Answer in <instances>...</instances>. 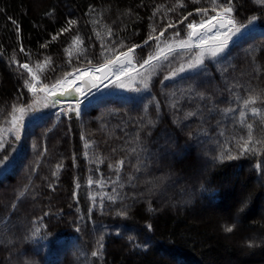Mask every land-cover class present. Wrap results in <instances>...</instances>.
<instances>
[{
  "label": "trees",
  "instance_id": "obj_1",
  "mask_svg": "<svg viewBox=\"0 0 264 264\" xmlns=\"http://www.w3.org/2000/svg\"><path fill=\"white\" fill-rule=\"evenodd\" d=\"M236 3L238 22L261 20L218 63L207 62L210 75L164 80L193 59L181 52L155 70L147 92L130 90L141 87L139 80L122 78L129 87L97 93L79 117L50 110L29 122L11 164L0 171V264H264V3ZM197 7L211 4L0 0V124L27 92L31 74L18 65L28 63L51 85L87 68L88 59L103 63L101 41L127 51L147 39L150 25L159 35ZM172 32L167 28L165 39ZM76 37L83 54L74 51ZM249 97H259L249 109L261 111L246 110L244 124L239 111L223 112ZM188 112L195 115L186 118ZM249 123L255 148L241 156ZM224 145L238 158L217 160ZM199 166L208 168L192 173ZM229 226L233 231H225ZM98 242L102 255L93 257Z\"/></svg>",
  "mask_w": 264,
  "mask_h": 264
},
{
  "label": "snow or ice",
  "instance_id": "obj_2",
  "mask_svg": "<svg viewBox=\"0 0 264 264\" xmlns=\"http://www.w3.org/2000/svg\"><path fill=\"white\" fill-rule=\"evenodd\" d=\"M193 3H200L201 0H192ZM206 3L211 4V9L208 7H197L195 12H189L187 16L182 17L178 24L183 26L186 24V29L183 30V38L181 37V30H177L172 33L170 37L165 39V33L167 28H177V24L169 23L167 28L162 29L159 35H153L155 28L150 25L151 32L147 39L142 44H133L127 48V51H120L123 46L117 45L116 48L108 47L103 41H101L102 51L100 56L104 59L103 63H98V67L93 64L92 59L87 60V68H75L70 73H65L63 79H58L51 85L44 84L40 81L39 77L32 74L33 70L29 67L28 63L18 65L20 69L27 70L31 75L30 79L24 80V87L32 94L31 103L21 106L13 105L9 128H0V171L6 170L12 162L13 156L16 153L19 142L22 139L24 131L27 129L29 122L39 121L44 118L43 109L55 107L57 105H63L64 100L75 101L74 105L69 103L67 109L61 107L57 116H68L69 113L74 112L77 117L84 111V106L90 98H94L97 93L101 95H114L118 94L117 89H125L129 87L125 83L121 82V77L124 80H128L131 83H135L139 80L141 87L131 88L130 90L135 92H147L150 90V80L155 70L162 65L163 62L169 61L170 57H175L181 52L194 53L193 59L187 63L185 67L183 64L178 69L172 70L164 80H172L175 77L180 76L181 73L190 75H197L200 72H204L205 75H210L207 71V62L218 63L220 59L225 57L229 50L241 42L245 36L250 32L251 27L258 21L260 17L253 15L248 19L247 23H240L236 18L238 5L236 0H204ZM256 3L262 4L264 0H255ZM178 6L183 7L182 3ZM174 11V9H170ZM210 11L214 14H209ZM156 13L154 12L153 15ZM197 16L199 19H194L188 22L189 17ZM264 22V21H262ZM76 21H70L71 24H75ZM68 29H62L61 31H67ZM17 31H19L17 29ZM99 37V33L96 34ZM111 36V31L108 32ZM56 37L53 36V40ZM150 42H154V47L150 46ZM83 41L79 37L73 39L74 51L79 55L84 53V49L81 47ZM149 47V54L147 58L137 57V49ZM21 52L24 51L21 46ZM111 54L112 58H108ZM71 56L72 53H69ZM50 62V58H47ZM40 71H43L41 65H37ZM98 72L101 75L92 77L97 81L89 86V80L87 76L89 73ZM83 73L84 75H79ZM75 76V79H71ZM115 78V79H114ZM80 82L79 87H73ZM67 82L68 87H64ZM164 81H161L163 84ZM39 85V87H37ZM84 89L83 91L81 89ZM203 99V97H201ZM259 97H249L243 101V105L239 109H224L223 112L227 115L233 111H239V117L241 124H244V118L246 116V110H250L253 116L260 114V109L257 107H251L256 103ZM147 107V106H146ZM157 109L159 106L157 105ZM18 113V115H17ZM195 115L193 112H188L187 117ZM7 122V121H6ZM152 123V121H149ZM247 140H244L243 145H239L241 156L247 152H251L255 148L252 136V124H247ZM223 135V133H221ZM12 137L13 139H9ZM243 139V138H241ZM252 144L250 147L249 145ZM86 147L88 145H85ZM10 149V150H9ZM4 151H8V155L4 156ZM230 149L227 145L222 147L221 153L216 157L217 160H231L238 157L230 154ZM75 163V161H74ZM124 161H117L115 165L117 176H119L120 168L123 166ZM61 165H57L59 170ZM110 168L113 165H109ZM57 172H53V176H56ZM91 184L92 181L89 180ZM103 185V181H99ZM79 187V185H77ZM123 187V185H120ZM113 192L116 189L113 188ZM75 198L76 193H73ZM118 196H109V200L119 199ZM89 213L92 212V208L88 209ZM120 216L126 215L124 212L118 213ZM47 215V213L45 214ZM234 226H229L225 229L227 232L233 231ZM40 229L37 228L33 232V236H37ZM53 243H59L58 240H54ZM104 247L102 242H98V249L93 251L91 255L96 257L102 255L100 249Z\"/></svg>",
  "mask_w": 264,
  "mask_h": 264
},
{
  "label": "rangeland",
  "instance_id": "obj_3",
  "mask_svg": "<svg viewBox=\"0 0 264 264\" xmlns=\"http://www.w3.org/2000/svg\"><path fill=\"white\" fill-rule=\"evenodd\" d=\"M192 20H188V22H191ZM182 29H186V24H184L183 26H181L180 24H177V28H174V32L175 31H177V30H181V37L183 38V30ZM173 33V32H172ZM171 33V34H172ZM150 46H153L154 47V42H150ZM149 47H144L143 48V52H145V53H143L142 52V54H144L142 57L143 58H147V56H148V54H149ZM136 55H137V53H136ZM123 77H121V79H122ZM31 95V93H29L28 91L26 92V94H24L23 95V97H22V100H21V102H20V105H22L23 103H24V99L26 98V97H28V96H30ZM61 107H64L65 109H67V106H63V105H60V106H55L54 108H53V110H54V113H58L59 111H60V109H61ZM10 114L11 113H9L6 117H4L3 118V120H2V122H1V124H0V128H1V126H2V124L7 120V118L10 116ZM10 150V149H9ZM5 152H7V151H4V153ZM3 153V154H4ZM208 162V161H207ZM208 167H206V166H199V167H197L192 173H196V174H198V173H200V172H202V171H204V170H206ZM187 201H188V199L186 198V199H184V200H181V201H179V204H185V203H187ZM260 213L262 212V210L259 208V210H258ZM231 264V263H230Z\"/></svg>",
  "mask_w": 264,
  "mask_h": 264
},
{
  "label": "bare ground",
  "instance_id": "obj_4",
  "mask_svg": "<svg viewBox=\"0 0 264 264\" xmlns=\"http://www.w3.org/2000/svg\"><path fill=\"white\" fill-rule=\"evenodd\" d=\"M91 74V76H97L98 74L96 73V72H93V73H90ZM75 79V78H74ZM73 79V80H74ZM80 85H78V84H76V87H79ZM68 87V86H67ZM82 90V89H81ZM32 99H33V97H32V94L30 95V96H28V97H26L25 99H24V103L22 104V105H27V104H29V103H31V101H32ZM17 115H18V113H17ZM10 120H11V115L7 118V122L5 121L3 124H2V126H1V128H9V127H11V124H10ZM9 139L11 140V139H13L12 137H9Z\"/></svg>",
  "mask_w": 264,
  "mask_h": 264
},
{
  "label": "water",
  "instance_id": "obj_5",
  "mask_svg": "<svg viewBox=\"0 0 264 264\" xmlns=\"http://www.w3.org/2000/svg\"><path fill=\"white\" fill-rule=\"evenodd\" d=\"M98 75H101V73H98V72H96ZM84 75V74H83ZM82 75V76H83ZM92 77L93 76H91V74L89 73L88 74V76H87V79L89 80V86H91V84L92 83H96L97 81H95V80H93L92 79ZM115 79V78H114ZM76 84H78V85H80V82L79 81H77V83ZM76 84L75 85H73V87H76ZM84 89L82 88V91H83ZM63 103H65V104H69V103H71V104H74L75 103V101H72V100H64V102ZM48 111V108H46V109H43V112L45 113V112H47Z\"/></svg>",
  "mask_w": 264,
  "mask_h": 264
}]
</instances>
